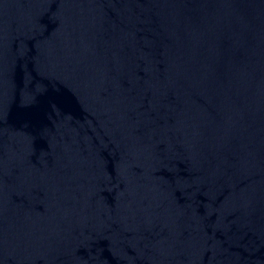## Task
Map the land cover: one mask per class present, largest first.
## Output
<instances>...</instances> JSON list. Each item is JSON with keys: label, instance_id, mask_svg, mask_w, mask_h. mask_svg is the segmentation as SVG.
Masks as SVG:
<instances>
[{"label": "water", "instance_id": "1", "mask_svg": "<svg viewBox=\"0 0 264 264\" xmlns=\"http://www.w3.org/2000/svg\"><path fill=\"white\" fill-rule=\"evenodd\" d=\"M0 264H264V0H0Z\"/></svg>", "mask_w": 264, "mask_h": 264}]
</instances>
